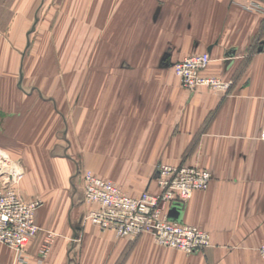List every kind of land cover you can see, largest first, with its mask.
I'll return each instance as SVG.
<instances>
[{
	"label": "crops",
	"instance_id": "1",
	"mask_svg": "<svg viewBox=\"0 0 264 264\" xmlns=\"http://www.w3.org/2000/svg\"><path fill=\"white\" fill-rule=\"evenodd\" d=\"M55 1L54 16L78 19L75 31L63 22L56 49L70 47L65 36L78 32L80 50L110 49L115 67L95 75L93 90L72 91L79 162L134 197L158 190L161 164L210 171V187L195 192L176 219L208 231L212 244L187 254L150 234L120 238L84 222L90 207H74L73 156L52 160L62 189H43L30 165L19 193L41 199V231L25 263L0 244V264H264V1L0 0V149L25 162L45 127L38 107H23V35L35 32L31 17H51L46 8ZM203 53L212 61L202 74L229 82L228 90L182 87L174 66ZM55 113L48 107L47 125Z\"/></svg>",
	"mask_w": 264,
	"mask_h": 264
},
{
	"label": "built area",
	"instance_id": "2",
	"mask_svg": "<svg viewBox=\"0 0 264 264\" xmlns=\"http://www.w3.org/2000/svg\"><path fill=\"white\" fill-rule=\"evenodd\" d=\"M253 3L264 0H247ZM208 53L189 56L174 66L182 87L195 91L201 87L228 90L230 83L202 72L211 63ZM264 140V128L261 133ZM25 176L19 160L0 154V244L12 249L20 262L31 240L41 231L36 213L42 206L38 200H27L16 189ZM84 203L90 208L83 216L101 231H113L120 238L150 234L162 247L187 254L203 252L211 246V235L205 229L186 224L171 216L181 209L197 191L207 190L212 181L210 171L200 167L159 165L154 182L157 191L145 190L134 197L115 182L97 176L91 170L81 173ZM179 207V208H178ZM49 235L41 250L45 258L51 244ZM264 258V243L259 248Z\"/></svg>",
	"mask_w": 264,
	"mask_h": 264
},
{
	"label": "rangeland",
	"instance_id": "3",
	"mask_svg": "<svg viewBox=\"0 0 264 264\" xmlns=\"http://www.w3.org/2000/svg\"><path fill=\"white\" fill-rule=\"evenodd\" d=\"M59 8L61 9L60 2L49 3L46 9L52 11L51 17L40 16L37 19L31 17L28 28L36 24L32 27L35 28V32L23 35V54H25L23 56L25 75L22 83L24 90L23 107L28 110L35 106L38 107L39 117L43 119L40 123L45 128L39 129V145L34 147L35 151L31 152L29 151L30 147L26 148V152L29 153V157H32V161L19 160L25 176L15 187L19 191L21 184L29 176L31 167L36 166L39 168V180L43 189H52V187L62 189L61 187L65 186L64 180L59 178L58 173H55L54 176L52 160H68L75 156L74 159L78 161L76 162L77 169L70 179V189H72L71 195L74 196V207H77L84 204L81 173L85 169L78 157V105L76 99L74 102L72 91L93 90L95 88V75L111 72L112 68L115 70V67L108 65L112 59L110 49L80 50L78 32H70L65 36V38L69 37L67 40L70 42V47L65 44L64 46L67 47L65 50L56 49L60 30L67 28L63 25L65 20L70 21V30L75 31L78 28L77 18L66 19L54 16L55 11ZM38 21L39 27H37ZM90 41L94 46V38ZM81 61L84 62L83 65H81ZM121 68L118 67L119 71ZM80 77L82 78L79 81ZM48 107H54L56 112L55 121L51 122L50 125H47ZM0 153L7 154L11 159H14L13 155L2 149H0ZM30 165L33 166L30 167ZM2 184L0 179V187ZM33 200L41 201V199Z\"/></svg>",
	"mask_w": 264,
	"mask_h": 264
},
{
	"label": "water",
	"instance_id": "4",
	"mask_svg": "<svg viewBox=\"0 0 264 264\" xmlns=\"http://www.w3.org/2000/svg\"><path fill=\"white\" fill-rule=\"evenodd\" d=\"M179 208V207H178ZM180 209V208H179ZM178 209H175V211H173V213L171 214L172 217L176 218L178 217V213H177Z\"/></svg>",
	"mask_w": 264,
	"mask_h": 264
},
{
	"label": "bare ground",
	"instance_id": "5",
	"mask_svg": "<svg viewBox=\"0 0 264 264\" xmlns=\"http://www.w3.org/2000/svg\"><path fill=\"white\" fill-rule=\"evenodd\" d=\"M0 154H1V153H0ZM1 155H3V153H2Z\"/></svg>",
	"mask_w": 264,
	"mask_h": 264
}]
</instances>
